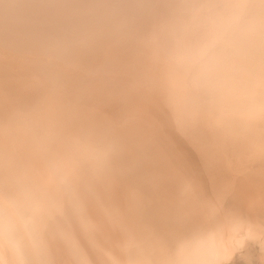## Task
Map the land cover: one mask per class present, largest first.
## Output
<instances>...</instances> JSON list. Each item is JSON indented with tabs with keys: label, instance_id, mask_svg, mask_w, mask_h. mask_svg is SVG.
Listing matches in <instances>:
<instances>
[{
	"label": "bare ground",
	"instance_id": "6f19581e",
	"mask_svg": "<svg viewBox=\"0 0 264 264\" xmlns=\"http://www.w3.org/2000/svg\"><path fill=\"white\" fill-rule=\"evenodd\" d=\"M245 2L0 0V264H264Z\"/></svg>",
	"mask_w": 264,
	"mask_h": 264
},
{
	"label": "clouds",
	"instance_id": "9594fccd",
	"mask_svg": "<svg viewBox=\"0 0 264 264\" xmlns=\"http://www.w3.org/2000/svg\"><path fill=\"white\" fill-rule=\"evenodd\" d=\"M234 7L242 14L236 24L237 43L229 53L232 70L246 87L250 110L257 122L264 115V0L245 2ZM18 264H25L24 261Z\"/></svg>",
	"mask_w": 264,
	"mask_h": 264
},
{
	"label": "snow or ice",
	"instance_id": "6c2138e0",
	"mask_svg": "<svg viewBox=\"0 0 264 264\" xmlns=\"http://www.w3.org/2000/svg\"><path fill=\"white\" fill-rule=\"evenodd\" d=\"M262 122H264V115H262Z\"/></svg>",
	"mask_w": 264,
	"mask_h": 264
}]
</instances>
